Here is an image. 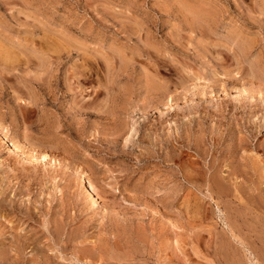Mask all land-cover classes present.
Returning <instances> with one entry per match:
<instances>
[{"label": "rangeland", "instance_id": "obj_1", "mask_svg": "<svg viewBox=\"0 0 264 264\" xmlns=\"http://www.w3.org/2000/svg\"><path fill=\"white\" fill-rule=\"evenodd\" d=\"M0 128V264H264V0H0Z\"/></svg>", "mask_w": 264, "mask_h": 264}, {"label": "bare ground", "instance_id": "obj_2", "mask_svg": "<svg viewBox=\"0 0 264 264\" xmlns=\"http://www.w3.org/2000/svg\"><path fill=\"white\" fill-rule=\"evenodd\" d=\"M0 135H2L4 138H6V135L2 132L1 128H0ZM128 138V137H127ZM5 140V139H4ZM7 141V140H6ZM14 145V144H13ZM15 146V145H14ZM12 148V147H11ZM15 151V149H13ZM46 156V155H45ZM45 156H43L45 158ZM216 181V180H215ZM217 183V182H216ZM222 185V184H221ZM212 189V188H211ZM223 191V190H222ZM96 203V202H95ZM239 203V202H238ZM238 236V235H237ZM239 237V236H238ZM240 240V239H239ZM72 260V259H71ZM69 261V260H68ZM54 262V261H53ZM36 263V262H35ZM39 263V262H38ZM52 263V262H51ZM72 263L71 261L67 263V261L63 262V263H56V264H70ZM76 264V263H75Z\"/></svg>", "mask_w": 264, "mask_h": 264}]
</instances>
